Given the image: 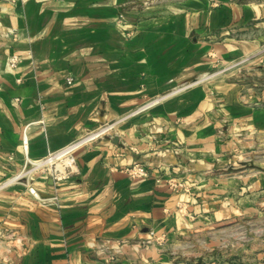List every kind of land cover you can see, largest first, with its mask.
<instances>
[{
  "label": "crops",
  "instance_id": "0c3cea01",
  "mask_svg": "<svg viewBox=\"0 0 264 264\" xmlns=\"http://www.w3.org/2000/svg\"><path fill=\"white\" fill-rule=\"evenodd\" d=\"M262 63L264 0H0V264H264Z\"/></svg>",
  "mask_w": 264,
  "mask_h": 264
},
{
  "label": "built area",
  "instance_id": "2783aa9c",
  "mask_svg": "<svg viewBox=\"0 0 264 264\" xmlns=\"http://www.w3.org/2000/svg\"><path fill=\"white\" fill-rule=\"evenodd\" d=\"M14 1V0H10ZM17 57H13L10 61L12 66H15L17 63ZM69 84L73 83L72 79L68 80ZM112 130V126L105 125L100 129L89 132L85 136L81 137L78 140L70 143L66 147L50 153L48 156L39 161H30L27 160L23 169L17 174L11 182L22 183L24 182L35 197H39L35 188L32 186L31 181L32 178L37 174H46L50 176L54 182L60 183L68 178H70L73 174H75L77 169V152L85 146H89L96 142L98 139L108 134ZM24 145L27 146V141H24ZM128 174L132 178H147L150 176L149 170L141 165L135 164L132 167L127 169ZM160 182V180H158ZM168 184L170 188L174 191H181L185 189V184L183 182H179L176 178L170 177L168 179ZM152 240L155 238L154 232H151Z\"/></svg>",
  "mask_w": 264,
  "mask_h": 264
},
{
  "label": "rangeland",
  "instance_id": "374dc122",
  "mask_svg": "<svg viewBox=\"0 0 264 264\" xmlns=\"http://www.w3.org/2000/svg\"><path fill=\"white\" fill-rule=\"evenodd\" d=\"M262 64L264 65V63ZM247 74L248 75L246 79L248 81L260 80L264 85V67L258 68L256 66H252ZM233 234L236 238L234 244L235 249L239 250L240 248H242L244 244L243 241L245 240V238L249 236L259 237L260 235H264V224L261 225L258 221V217L253 216L250 220L245 222V224L243 222H237L235 224V229ZM189 246H191L190 248L192 250L197 251L198 249L197 247H195V245H189ZM180 252H182V250ZM209 260H210L209 258H201L198 259L197 261L199 262V264H201L203 262H208Z\"/></svg>",
  "mask_w": 264,
  "mask_h": 264
}]
</instances>
